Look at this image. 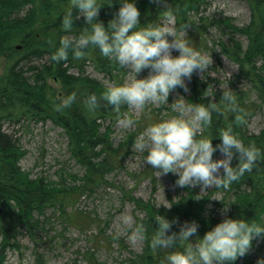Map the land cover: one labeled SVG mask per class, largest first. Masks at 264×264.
Wrapping results in <instances>:
<instances>
[{"label":"trees","instance_id":"16d2710c","mask_svg":"<svg viewBox=\"0 0 264 264\" xmlns=\"http://www.w3.org/2000/svg\"><path fill=\"white\" fill-rule=\"evenodd\" d=\"M241 1L246 2L250 9L249 22L242 27L235 26L228 17L208 19L200 16L194 19L193 16L205 6V0H136V5L140 10L141 24H160L161 19L172 17L177 32L185 30L187 25L186 39L194 47L202 46V36L209 28H217L228 35L225 43L219 41L217 45L221 54L236 66L234 78L247 86H233L231 89L237 94L241 106L248 110V120L264 107V0ZM101 2L103 4L96 19L107 26L117 13L121 0ZM69 5L70 0H0V57L6 59L0 73V264H3L5 251L16 246V238L21 230L34 239L39 229L35 214L40 216L44 210L53 208L61 216L65 215L62 217L68 226L72 225L73 220L66 218L65 209L76 203L83 194L95 191L105 182L106 175L120 169L137 138V133H132L113 146L110 140L112 128L127 113L129 106L122 105L117 112L108 105L101 96L107 87L86 76L84 69L89 62L97 72L119 84L123 76L121 66L103 57L99 49L93 46H89L86 54L79 58L74 57L69 49L67 61L52 59L61 36L76 37L89 27L83 14L74 19L72 29L64 30L60 26L63 12ZM78 12V9H73L74 15ZM235 34L246 38L245 47L234 38ZM19 45L21 48L17 49ZM70 69H75L76 73H71ZM148 72L149 69L144 68L139 73L145 77ZM186 84L189 103H207L210 99L218 101L223 92L215 91L213 97L202 95L209 84L198 79L195 72L191 79L186 78ZM176 89L181 88L177 86ZM74 90L77 93L76 101L57 111L54 104ZM92 92L100 98V105L94 112H89L83 104V97ZM22 119L50 122L61 128L67 140L69 158L83 170L82 175L68 174L66 179L52 182L43 177L32 178L23 171L19 161L25 151L2 131L5 122L17 124ZM229 124L245 143L254 142L264 148V128L257 134L248 133L246 123H236L230 111L214 113L213 123L204 128L201 134L214 135L212 143L215 145L221 140L216 135ZM219 152H214L213 158ZM231 163H238V157L234 155ZM69 178L72 181L67 185ZM73 183H77L75 187ZM214 192L222 195L223 203L232 202L225 216L258 218L264 214V159L258 161L251 173H245L228 189L213 187L209 194L201 195L194 186H178L176 199L170 201L171 207L156 206L149 201L129 197L142 213L141 218H136V223L143 221L146 238H142L141 251L131 253L120 264H159L165 253L172 250H154L149 246L148 241L157 226V214L173 221L169 232L179 231L185 221L195 220L199 228L190 239L194 242L197 235L202 236L225 217L215 216L207 209L210 194ZM88 225L82 220L76 226L85 231ZM257 239L261 241L264 253V237L255 238L253 244ZM119 246L123 247L121 244ZM88 264L104 263L96 261L93 254H89ZM230 264H257V261L246 253Z\"/></svg>","mask_w":264,"mask_h":264},{"label":"clouds","instance_id":"9594fccd","mask_svg":"<svg viewBox=\"0 0 264 264\" xmlns=\"http://www.w3.org/2000/svg\"><path fill=\"white\" fill-rule=\"evenodd\" d=\"M107 2L111 3V0ZM102 4L101 0H70L60 26L64 30L72 29L74 19L83 14L89 27L76 37L61 36L52 59L67 61L69 49L74 57L79 58L86 54L89 46H93L103 57L130 69L134 74L131 80L109 85L101 93L117 112L122 105L142 110L149 103L169 104L168 97L173 89L177 86L187 89L185 78L191 79L195 71L201 74L208 71L212 64L210 53L194 47L188 39L178 35L171 24H141L136 0H121L117 13L107 26L96 19ZM73 9H78V14L74 15ZM169 36L173 38L169 39ZM173 49L179 54L173 55ZM144 68L149 69L148 75L137 78L136 74ZM214 94V88L208 86L202 95L213 97ZM76 99L74 90L59 98L54 107L61 111ZM83 104L89 112H94L100 105V98L95 92L89 93L83 97ZM170 107L175 115L150 123L136 138V147L146 149L144 160L159 174L177 173L175 183L178 186L200 184L202 187L228 189L264 159V148L254 142L245 143L231 124L216 135L221 140L215 145L212 143L214 135L201 134L213 123L214 113L230 111L236 123L247 122L248 110L241 106L233 89L223 88L218 101L210 99L207 103H187L181 95L170 103ZM118 122L132 125L134 120L125 116ZM217 150L223 156L214 159L213 153ZM234 155L238 157L235 165L231 163ZM230 203H225V212ZM171 204L165 206L171 207ZM155 220L157 226L148 241L150 248L172 249L165 253L159 264H230L249 252L255 238L264 237V214L251 219L225 216L202 236L197 235L194 242L190 237L198 231L197 221H185L179 231L169 232L173 221L159 214ZM134 231L139 237L146 238L142 220L135 224ZM257 264H264V257H258Z\"/></svg>","mask_w":264,"mask_h":264},{"label":"rangeland","instance_id":"374dc122","mask_svg":"<svg viewBox=\"0 0 264 264\" xmlns=\"http://www.w3.org/2000/svg\"><path fill=\"white\" fill-rule=\"evenodd\" d=\"M203 6L194 19L206 17L218 19L228 17L237 27L245 26L250 19V9L246 2L241 0H205ZM192 18V19H193ZM160 24H171L174 26V19L164 18ZM178 35L186 38L188 30L177 32ZM173 37L169 36V39ZM243 47L246 45V38L235 34ZM201 47H196L205 53H210L212 64L208 71L200 73L195 71L198 79L209 84L215 91H223V88H246L242 82L234 78L237 74L236 66L225 58L217 45L221 41L225 43L228 39L226 33L217 28H209L202 36ZM19 45L17 49H20ZM173 55H178V50H172ZM6 59L0 57V73ZM33 65V63H32ZM25 69V66L23 67ZM85 75L97 80L103 86L108 87L114 84L102 73L97 72L91 63L84 65ZM123 76L120 83L133 78L130 69L121 67ZM76 73L75 69H70ZM137 78L142 75L137 73ZM186 80V78H185ZM57 89V86L54 85ZM223 87V88H222ZM173 89L168 97L169 104L149 103L144 109L128 108L125 116L133 118L132 125H124L117 122L110 135L113 146L124 141L129 134L137 133V137L144 132L145 128L152 122L165 119L172 112L170 103L178 96H184L187 103L188 89ZM59 91V90H58ZM119 120V121H120ZM142 123V125H137ZM264 128V107L250 117L245 125L248 133L257 134ZM2 131L11 136L25 155L20 159V168L28 172L30 177H43L49 181L56 182L66 179L68 174L81 176L83 170L70 160L67 152V140L61 128L50 122H36L22 119L17 124L5 122ZM146 149L140 150L136 147V139L129 149V154L124 158L121 168L105 177V182L95 191L83 194L76 203L69 205L66 209V218L72 219L73 224L68 226L59 212L53 208L44 210L43 214L35 218L39 221V229L35 232L34 239L24 230H21L16 238V246L8 248L4 254L3 264H88V255L104 264H120L131 253H139L143 246V239L134 231L136 218H141L142 213L136 209L129 197L138 198L142 201H149L156 206H165L177 197L175 181L177 173H160L151 167L144 157ZM223 153L219 152L214 159L222 158ZM221 169V173H222ZM71 179L66 181L71 184ZM77 183H73L74 186ZM76 186V185H75ZM74 186V187H75ZM199 194L207 195L214 186L202 187L195 185ZM220 193L210 194L208 211L213 215L224 217L225 203L222 202ZM218 198V199H217ZM167 207V206H165ZM82 220L89 223L85 231L76 226ZM122 245L123 247L119 246ZM247 255L257 261L258 257H264L262 244L257 239Z\"/></svg>","mask_w":264,"mask_h":264}]
</instances>
